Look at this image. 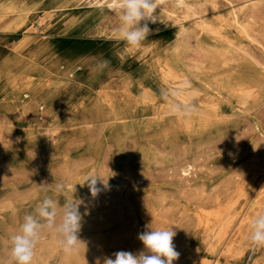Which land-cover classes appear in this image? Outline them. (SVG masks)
<instances>
[{
    "label": "rangeland",
    "instance_id": "1",
    "mask_svg": "<svg viewBox=\"0 0 264 264\" xmlns=\"http://www.w3.org/2000/svg\"><path fill=\"white\" fill-rule=\"evenodd\" d=\"M66 1L0 0V3L25 5L30 11V15L17 20L18 25L13 28L2 27L9 22L7 18L0 25V63L12 58L9 67L13 70L19 69L17 65L26 66V63H16L15 57L16 49L25 40L32 42L21 50L23 55L46 45L44 39L51 49L60 50L64 59L71 50L79 53L89 47L100 49L93 60L76 71L65 68L66 61L62 60L53 73L32 74L38 82L33 95L41 107L21 102L13 111L20 114L15 126L20 139L0 147V264H13L9 257L10 237L19 232L26 214H35V206L46 195L56 200L58 207L66 201H81L78 235L82 243L77 254H65L60 237L42 229L32 264H96L98 259L103 264L106 257L114 259L113 254L118 251L138 254L144 250L138 235L149 227L175 231L173 244L180 255L173 264H264V247H254L250 241L240 243L238 238L232 250L212 245L221 218L210 217L205 211H223L228 207L223 217H230L232 224L256 211L264 213V134L251 131L253 122L264 124V92L259 94L260 100L253 107L225 94L221 102L224 121L221 132L231 130L234 137L203 156L200 152H177L181 139L171 143L173 147L157 144L153 139L155 134L144 137L136 131L122 140L116 131L83 129L84 121L99 119L107 113L102 97L96 93L99 83L114 80L111 87H107L109 96L119 110H125L126 93L139 98L141 93L134 84L142 82L145 72L140 67L146 65L142 67L146 69L151 59L128 60V69L113 76L109 67L111 57L104 55V50L114 49L122 41L111 33L102 38L91 31L92 24L110 29L111 23L102 22L98 7L89 0H71L69 9L64 11L60 6ZM232 10L231 6L224 5L219 13L230 18ZM148 27L150 32L162 28L150 24ZM230 35L240 46L249 44L233 27ZM257 53L263 54L260 50ZM101 60L109 62L103 70L97 68ZM29 73L24 71L25 75ZM153 78L162 81L161 76ZM191 79L196 80L194 75ZM169 80L162 81L166 88L180 86L179 79ZM197 87L205 90L199 82ZM29 94L25 101L31 99L32 94ZM154 94L160 98V105L167 104L156 90ZM43 100H47L46 104ZM43 114L48 122L65 124V133L48 138L38 131ZM261 131L264 132L262 126ZM214 134H211L214 138L221 139L222 136ZM251 142L257 144L261 152L256 158L259 164L255 175L247 170L249 155L244 152ZM21 145L41 151L19 152ZM237 148L244 151L238 152ZM194 159L197 166L189 175L190 182H186L181 169ZM2 168L12 177L7 179ZM90 175L97 177L96 187L100 190L95 198L89 182H85ZM246 175L249 178H245ZM57 183L65 185L60 194L54 191ZM245 188L251 190L248 197L241 194Z\"/></svg>",
    "mask_w": 264,
    "mask_h": 264
},
{
    "label": "bare ground",
    "instance_id": "2",
    "mask_svg": "<svg viewBox=\"0 0 264 264\" xmlns=\"http://www.w3.org/2000/svg\"><path fill=\"white\" fill-rule=\"evenodd\" d=\"M89 1L98 7L97 12L103 17L102 22L111 23L109 29L108 26H99L98 23L92 24V22L93 30L91 31L102 38L106 37L105 35H110L109 33L116 36L115 30L120 23L119 15L109 11L106 7H101L105 0ZM71 3V0H67L60 8L66 11ZM224 5L233 8L230 18L219 13ZM156 14L159 16V20L155 23L148 22V24L162 28L157 32H150L139 49L129 51L124 42H121L114 49H105L106 53L103 51L104 55L111 57L109 67L113 71V76H118L122 71L128 69L126 65L128 60L145 57L151 59L146 69H142L146 65L140 67L141 71L145 72L142 82L134 84L135 89L141 93L139 98H132L129 93H126L127 109L119 110L109 96L107 88L112 85L114 80L108 84L99 83L96 93L102 97L107 113L99 119L84 121L82 127L90 132L116 131L122 140L127 139L128 133L133 134L136 131L144 137L155 134L153 139L160 145L173 146L171 143L181 139L182 145L177 149V152H200V156H203L234 137L231 130L224 134L221 132L224 124L221 117V102L226 97L225 94L237 98L245 106L253 107L260 100L259 94L264 92V0H161V7L156 10ZM29 15L30 11L25 5L19 6L11 2L0 3V25L3 19H9L5 25L2 24L5 29L13 28L18 25L17 20L24 19ZM232 27L239 35L248 40L249 44L240 46L236 39L230 35ZM44 41L46 45L26 55H23L21 50L32 41L25 40L18 46L15 56L16 63H26V66L18 67L17 65L19 69L13 70L9 67L13 63L12 58L0 63V147L9 142L16 143L20 139L15 132L16 121L20 114H17V110L13 111L21 105V102L33 103L40 107L42 105L40 102L37 105V99L33 95L38 82L32 74L39 71L53 73L60 66L62 60L66 61L65 68L76 71L91 59L93 60L100 50L90 47L79 53L71 50L64 59L60 50L51 49L49 42L46 39ZM257 50L262 51L263 54L259 55ZM26 70L30 73L25 75L24 71ZM155 75L161 76L162 81L179 79L180 86L171 89L179 91L181 95L171 97L172 100L183 102L193 89L197 90L198 96L193 102L198 109V115L191 119H180L169 115L167 104L160 105L158 102L160 98L154 94V90H156L160 95V90L166 88V84L163 85L162 81L159 82L153 78ZM191 75L195 76V81L191 79ZM4 82L5 86H3ZM185 82H188L190 87L182 88L181 86ZM198 82L205 90L197 87ZM148 84L152 86L148 87ZM29 93L32 94V97L29 101H25V98L30 96ZM43 101L46 104L47 100ZM42 117V120L38 122L37 129L44 132L46 137L63 134L67 130L65 124L48 122L45 114ZM72 126L74 127V125ZM261 126L264 128L263 123L253 122L252 133L264 134L261 131ZM213 133L216 136H222L221 139L214 138L211 135ZM197 139L202 142L197 143ZM46 141L48 140L46 139ZM18 150L19 152L41 151L35 147L28 149L24 145H21ZM243 151L242 148L238 149V152ZM46 152L51 151L47 150ZM244 152L249 155L247 170L252 171L255 175L256 166L259 164L256 158L261 156V152H259L257 144L253 142L248 143ZM196 166L197 162L194 159L182 167L181 175L186 182H190L189 175L192 174ZM2 170L7 179L12 177L3 168ZM245 178H249V175H246ZM251 179L248 181L250 182ZM241 192L244 197H248L251 190L245 188ZM229 209L227 207L223 211ZM205 211L210 217L221 218V223L213 235L211 244L217 247L222 246L227 250H232L236 246L238 238H240V243L249 241L251 220L259 214L258 211L253 214L247 213V216L238 218V221L232 224L233 221L230 217H223V211L209 209H205ZM233 236H235L234 239H232Z\"/></svg>",
    "mask_w": 264,
    "mask_h": 264
},
{
    "label": "clouds",
    "instance_id": "3",
    "mask_svg": "<svg viewBox=\"0 0 264 264\" xmlns=\"http://www.w3.org/2000/svg\"><path fill=\"white\" fill-rule=\"evenodd\" d=\"M101 7H106L119 15L120 23L115 35L118 40L124 42L129 51H134L142 46V42L150 34L148 22L155 23L159 20L156 10L161 7V0H105ZM108 64L107 60H101L97 68L103 70ZM181 87L187 88L190 85L185 82ZM180 95L181 93L176 90L168 88L160 90L161 99L167 103L168 114L180 119H191L198 115V109L193 102L198 96V91L193 89L183 102L170 99ZM86 181L89 182L91 195L95 198L100 191L96 187L97 177L90 175ZM64 187L63 183H57L55 193H62ZM80 203L79 200L66 201L62 207H58L57 201L46 195L35 206V214H26L20 224L19 232L10 237L9 257L13 264H32L41 240V230L45 228L60 237L59 243L65 254H77L82 243L78 235L82 219L79 212ZM250 229L248 239L251 245L264 247V213L258 214L251 220ZM175 235L172 228L149 227V230L138 235L144 250L138 254L118 251L113 254L114 259L106 257L103 264H173L180 255L173 244ZM96 264H100L99 259Z\"/></svg>",
    "mask_w": 264,
    "mask_h": 264
}]
</instances>
